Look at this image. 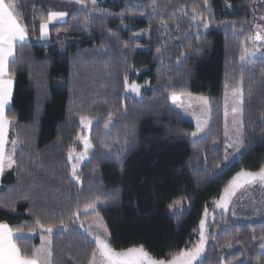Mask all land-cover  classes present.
Returning a JSON list of instances; mask_svg holds the SVG:
<instances>
[{"label": "trees", "instance_id": "obj_1", "mask_svg": "<svg viewBox=\"0 0 264 264\" xmlns=\"http://www.w3.org/2000/svg\"><path fill=\"white\" fill-rule=\"evenodd\" d=\"M255 2L208 0L211 10L204 15L212 18L213 24L209 29L200 27L202 38L197 41L191 9L198 6L203 10L204 0H157L159 8L154 16L125 14L123 24L119 14L131 9L129 0H105L97 7L114 15L96 12L88 31L73 26L86 15L75 5L60 0H18L24 22L31 29L35 19L36 32H30V46L21 50L17 64L12 66L16 69L13 101L6 115L15 118L9 141H23L17 146L18 165L29 172L21 176L14 167L1 176L0 204L14 200L16 211L0 207V222L23 227L27 233L36 216L45 224L59 223L78 207L83 209L90 200L105 194V203L98 209L116 250L142 244L160 258L191 247L205 207L209 210L219 199L228 181L241 169L258 171L264 165L261 58L245 65L243 71L245 146L225 167L223 159L224 84L226 74L239 79L243 38L233 34L231 25L235 22L239 30L241 22L247 21L243 33L252 32ZM151 3L147 0L144 9ZM180 7L189 15L175 12ZM49 9L68 11L70 15L67 23L50 26V39L40 43L39 17ZM173 12L176 18L168 19ZM73 15L79 20H72ZM161 18L168 24L167 30L160 26ZM149 25L147 38L137 43L134 33H145L142 30ZM56 27L69 30L61 31L57 40ZM109 30L115 34L111 38ZM157 47H166L163 65ZM125 74L129 83L149 82V89L139 100L125 99ZM173 91L209 97L210 127L198 141L191 142L192 124L170 110L167 97ZM109 112L113 113V123L105 130ZM82 114L93 117L89 135L93 149L79 169L78 185L70 179L67 155L70 147L79 151L76 141ZM176 201L180 204L170 207ZM225 218L231 231L224 230ZM210 226L209 231L218 233V238L206 245L203 264H219L222 253L231 259L233 253L239 255L245 248L247 264H256L257 257L264 264V250L259 249L264 220L244 223L229 212ZM38 234L16 242L30 253L38 245ZM85 237L77 225L55 233L53 264H87L94 245ZM228 240H233L234 248L225 251L221 245Z\"/></svg>", "mask_w": 264, "mask_h": 264}, {"label": "snow or ice", "instance_id": "obj_2", "mask_svg": "<svg viewBox=\"0 0 264 264\" xmlns=\"http://www.w3.org/2000/svg\"><path fill=\"white\" fill-rule=\"evenodd\" d=\"M69 5H75L77 10L85 11L86 15L82 20H79L78 16L73 15L71 18L74 21L79 22L74 27H79L83 31H88L92 24L91 21L97 17L94 15L96 12H100L104 16L114 15L105 9L97 7L98 0H66ZM227 2V0H226ZM91 8L89 12L88 9ZM141 9L138 13L136 9ZM159 5L157 0H152V3L145 10L143 4L133 3L132 8L127 10V13L121 12V24H123V17L127 15H149L154 16L157 13ZM18 0H0V176H2L6 169L18 170V174L23 176L27 175L29 170L27 167L18 165L16 154L17 146L22 144L23 141L12 139L9 141L8 134L10 129L15 127V118H9L6 112L10 109L13 101V81L16 73V69L12 67L17 64V56L22 55V49L29 44L30 32H36L35 19L29 28L28 24L24 22V17L21 11L18 10ZM210 5L208 0H204L203 10H200L198 6H194L191 9V21L196 26L197 32L195 39L201 40L202 33L200 27L203 29H209L213 24V19L204 15L205 11H210ZM175 12H182L184 16H188V11L183 7L177 8ZM175 12L170 13L168 19L174 20L176 18ZM68 11H59L49 9L45 14H40L39 17V35L37 40L47 42L50 39V25L67 23L66 18L69 17ZM163 16V13H161ZM260 21H264V15L259 17ZM249 23L247 21L241 22V27L237 30L235 22L232 23L233 34H239L243 38L240 40V76L239 79L228 76L226 74V81L224 84V104H223V117H224V137L226 141L224 161L229 160L230 155L235 153H229L228 149H235V152H239L241 148L245 146V121H244V95H245V78L243 75L244 67L248 63L254 62V58L259 57L264 59V24L257 23L254 25L255 31L250 32L247 35L243 33V25ZM160 26L167 30L168 24L163 18L160 20ZM223 26L227 27L225 23ZM149 25L148 29L142 30L147 33L151 29ZM178 27V26H177ZM68 28L56 27L57 40L60 39V32H68ZM115 34L109 30V38ZM141 33H134V36H140ZM163 35V33H162ZM65 39L67 37L65 36ZM139 45H137L138 47ZM128 47L127 44L124 45ZM104 45H101V49ZM166 47H157L156 54L161 58V64L163 65V51ZM180 56L183 57L184 53L181 52ZM181 61L178 58L177 64ZM149 82L146 81L145 85ZM145 85H140L135 81L129 83V77L127 74L123 78L124 93H129L134 97H141V89ZM251 94V89L248 90ZM128 97H125L127 99ZM171 101L170 110L183 109L185 113H188V109L193 106H198L200 115L196 116L193 113V118L196 120V130L191 133V136L196 138H203L201 134L206 135V129L210 127L211 120V101L208 96L200 95L193 96L190 92H176L173 91L167 97ZM187 105V107H185ZM179 115V113H176ZM229 117H231V124L229 123ZM264 119V118H262ZM79 122L81 125V132L77 134V140L83 145V151L76 153L73 147L68 149L67 159L71 163V179L80 184V176L78 169L81 166V162L89 159L90 151L93 149V143L87 135L81 134L85 130H90L93 125V117L90 115L82 114L79 116ZM98 122V121H97ZM113 123V113L109 112L107 119L104 121V129L108 130L109 126ZM11 143L12 150L9 152L6 148L8 143ZM127 143V141H125ZM216 141H213L215 144ZM20 148V151H23ZM74 161V162H73ZM33 164L35 161L32 162ZM216 168H220L217 164ZM259 185L264 188V165H262L258 171H247L241 169L238 171L224 187L218 200L214 201L215 209L222 210L221 216H224L229 211V205L232 202V197L235 196L238 189ZM105 194L96 196L95 199L86 203L83 209L79 207L70 213L67 220L61 219L59 223H43L39 216L35 217L32 227H30L25 233L23 227H11L8 223L0 222V264H53V237L57 232H67L70 227L79 222V228L83 229L86 233V241L89 244L94 245L91 248L90 255L87 259V264H203V257L206 253V245L210 239L215 240L218 238V233L210 232L211 227L206 223L208 216L210 215L207 207L204 210V216L199 221L198 225V240L191 247H183L178 251L169 253L167 256L156 258L144 245L129 246L127 248L116 250L110 242V233L107 225L104 224V218L100 215L98 209L99 205L105 203V199L102 198ZM23 199L27 200L28 196H24ZM180 201H176L170 207L179 205ZM0 207H7L10 211L15 212V201L11 200L7 203L0 204ZM214 209V211H215ZM256 214L264 212V209L256 208ZM81 215L91 219V223L85 226V222L81 221ZM236 216L233 211V217ZM213 223H215V215L212 216ZM225 225V231H231L227 227L228 220H223ZM196 231V230H194ZM40 234V245L33 246L30 253L21 249L16 242L17 239L26 238L34 233ZM90 238V239H88ZM252 239L256 240L257 237L253 233ZM235 243H239L236 240ZM222 249L225 251L234 248L233 240H228L223 245ZM243 248V245H241ZM259 249L264 250V233L259 237ZM264 255V251L261 252ZM244 257V259H241ZM71 259V257H69ZM248 250L245 248L239 252V255L234 253L231 255V259H226L223 253L220 256L219 264H247ZM256 264H261L259 257H257Z\"/></svg>", "mask_w": 264, "mask_h": 264}, {"label": "rangeland", "instance_id": "obj_3", "mask_svg": "<svg viewBox=\"0 0 264 264\" xmlns=\"http://www.w3.org/2000/svg\"><path fill=\"white\" fill-rule=\"evenodd\" d=\"M60 1L66 2V0H60ZM104 1L105 0H98V5L100 3H103ZM146 2H147V0H129V4H130L131 8H132V4L133 3L143 4V6H144V4ZM140 10L141 9L137 8L136 9L137 13ZM261 15H264V0H256L255 5H254V21H253L252 32L255 31V28H254L255 24H257V23L264 24V21H260L259 20V17ZM56 25H59V24H56ZM50 26H52V25H50ZM133 37H134V39L136 40L137 43H140L141 40L147 38V33H141L140 36H134L133 35ZM39 42L43 43L45 41H39ZM257 58H260L259 54H257V57H255L254 59H257ZM148 89H149L148 84L145 85L144 87H142V89H141L142 94L145 91H147ZM125 96L131 97V98H133L135 100H139L140 99V97H134V96H132L129 93H125ZM185 107H187V105H185ZM174 111L179 113V115L182 116L187 122L191 123L193 128H194V131L196 130V120L193 118V114L196 115V116L200 115V110H199L198 106L194 105L193 108L188 109V113H193V114L185 113L183 111V109H175ZM229 123L231 124V117H229ZM79 126H80V132H81L80 122H79ZM207 131H208V129H206V133H207ZM81 134L87 135L89 137L90 130H85ZM223 134H224V120H223ZM201 135L203 137L205 136L204 134H201ZM223 138H224V141H225V137H223ZM199 139H201V138L200 137L194 138V137L191 136V142L198 141ZM7 145H8V150L10 152L12 150V145H11L10 142ZM76 145L79 148V151L78 152L76 151V153H79V152L83 151V145L78 140L76 141ZM225 147H226V141H225ZM228 152L229 153H235V154L234 155H230L229 160L227 162L224 161V167L226 165H228L229 163H231L232 161L236 160L238 158V155H239L240 151L239 152H235V149H228ZM90 154H91V151H90ZM90 154H89V157H90ZM87 160L82 161L81 162V166L85 162H87ZM68 163H69V161H68ZM69 166H70V173H71V163H69ZM79 169H78V173H79ZM70 179H71V175H70ZM71 181L74 184H76V182L74 180L71 179ZM256 208L264 209V188L259 187V185H254V186H251V187H245V188L238 189L236 194H235V196L232 197V202L229 205V211L225 215H227L229 212L231 214H233V211H235L236 219L238 221H241V222H244V223L259 222V221L264 220V212H261L260 214H256V212H255ZM214 209H215V204H214V202H212L211 207L208 210L210 215L208 216L207 221H206V223L208 225L213 223V220H212L213 214L215 215V221H216V219L219 216H221L220 213H221L222 210L215 209V211H214ZM81 216H82L81 221L85 222V226H87L88 223H91V219L90 218H86L83 215H81ZM203 216H204V214H203ZM76 225L78 226L79 231L86 236V233L83 231V229L79 228V222H77ZM38 235H39V237H38L39 241H38V245L37 246L40 245V234H38ZM26 237L34 238V235L32 234V235L26 236ZM197 240H198V232L196 233V235H195V237L193 239V244H195Z\"/></svg>", "mask_w": 264, "mask_h": 264}, {"label": "crops", "instance_id": "obj_4", "mask_svg": "<svg viewBox=\"0 0 264 264\" xmlns=\"http://www.w3.org/2000/svg\"><path fill=\"white\" fill-rule=\"evenodd\" d=\"M6 148H7V150H8V145H6ZM9 151V150H8ZM11 169H6V171L5 172H9ZM0 178H1V176H0Z\"/></svg>", "mask_w": 264, "mask_h": 264}]
</instances>
